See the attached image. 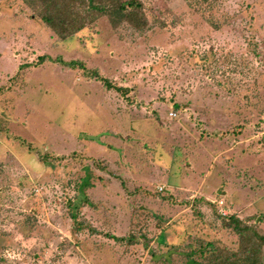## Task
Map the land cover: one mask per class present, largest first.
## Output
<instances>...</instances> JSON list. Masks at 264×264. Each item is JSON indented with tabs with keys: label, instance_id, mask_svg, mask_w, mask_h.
I'll list each match as a JSON object with an SVG mask.
<instances>
[{
	"label": "rangeland",
	"instance_id": "obj_1",
	"mask_svg": "<svg viewBox=\"0 0 264 264\" xmlns=\"http://www.w3.org/2000/svg\"><path fill=\"white\" fill-rule=\"evenodd\" d=\"M141 1L143 31L63 38L0 0V264H184L197 238L240 249L231 216L264 234V0Z\"/></svg>",
	"mask_w": 264,
	"mask_h": 264
},
{
	"label": "trees",
	"instance_id": "obj_2",
	"mask_svg": "<svg viewBox=\"0 0 264 264\" xmlns=\"http://www.w3.org/2000/svg\"><path fill=\"white\" fill-rule=\"evenodd\" d=\"M38 17L61 37L75 35L99 16H107L114 26L128 23L137 30H145L149 19L141 0H24ZM44 56H42L41 59ZM62 62L68 67H76L77 61ZM89 75L100 81L108 89L125 91L124 87L114 84L111 80L100 75L96 69L89 70ZM86 185V183H85ZM228 225H233L242 237L240 249L228 252L226 248L215 245L213 241L203 238L194 239L187 249V259L184 264H260L261 251L264 245V234L251 231L239 218L231 216ZM120 239V238H118Z\"/></svg>",
	"mask_w": 264,
	"mask_h": 264
},
{
	"label": "built area",
	"instance_id": "obj_3",
	"mask_svg": "<svg viewBox=\"0 0 264 264\" xmlns=\"http://www.w3.org/2000/svg\"><path fill=\"white\" fill-rule=\"evenodd\" d=\"M176 115V113L175 112H171V116H175Z\"/></svg>",
	"mask_w": 264,
	"mask_h": 264
}]
</instances>
